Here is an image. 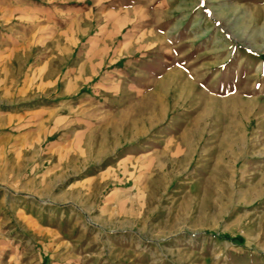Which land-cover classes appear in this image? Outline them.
Here are the masks:
<instances>
[{"label": "rangeland", "instance_id": "374dc122", "mask_svg": "<svg viewBox=\"0 0 264 264\" xmlns=\"http://www.w3.org/2000/svg\"><path fill=\"white\" fill-rule=\"evenodd\" d=\"M0 264H264V0H0Z\"/></svg>", "mask_w": 264, "mask_h": 264}]
</instances>
